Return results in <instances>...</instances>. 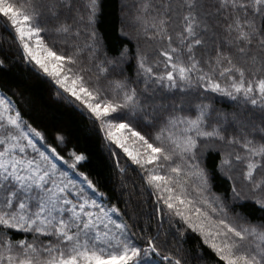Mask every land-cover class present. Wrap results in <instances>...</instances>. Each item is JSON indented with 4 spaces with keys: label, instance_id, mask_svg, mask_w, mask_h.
<instances>
[{
    "label": "snow or ice",
    "instance_id": "1",
    "mask_svg": "<svg viewBox=\"0 0 264 264\" xmlns=\"http://www.w3.org/2000/svg\"><path fill=\"white\" fill-rule=\"evenodd\" d=\"M85 7L87 15H79V20L91 28L98 0H87ZM72 8V0L41 4L0 0V17L6 20L3 27L13 31L24 59L34 62L59 89L83 105L105 132V139L142 170L158 213L178 219L197 233L217 258L216 264H264V220L252 223L235 212L230 216L225 203L210 194L211 173L203 164L204 154L218 148V169L234 181L233 200L251 199L264 209V129L259 139L244 130L228 135L219 121L210 122V105H197L194 115L166 114L154 134L124 122L125 110L140 107L136 88L119 80L109 89L99 80L90 85L83 76L89 69L78 67L79 47L71 55L58 53L41 35L47 31L42 17L47 14L49 21L58 20L63 9ZM175 15L182 21L176 46L168 31ZM209 17L222 30L213 32L217 39L211 51L204 40L212 30ZM135 22L145 35L152 29L149 39L167 41L159 52L164 58L163 73H154L146 56L136 53L145 90L149 83L183 90L195 78L197 84L203 82L205 91L233 100L242 96L253 107L264 109V0H214L211 5L202 0H159L158 4L142 0ZM70 30L66 23L54 28L57 34ZM88 39L92 41L88 48L98 44L94 28ZM128 58L125 47L106 64L119 65ZM97 67L101 73L108 71L106 66ZM221 79L226 86H221ZM43 140L44 135L24 121L15 102L0 95V264H156L153 254L165 264H181L162 254L153 238L143 248L131 243L128 223L117 219L122 217L120 209L101 204L69 179L54 162V158L63 159L56 148L46 153L37 146ZM56 140L62 143L63 137ZM71 156L73 169L85 159L76 153ZM236 179L241 181L240 188ZM84 180L93 193L103 195L86 176Z\"/></svg>",
    "mask_w": 264,
    "mask_h": 264
},
{
    "label": "trees",
    "instance_id": "2",
    "mask_svg": "<svg viewBox=\"0 0 264 264\" xmlns=\"http://www.w3.org/2000/svg\"><path fill=\"white\" fill-rule=\"evenodd\" d=\"M35 2L41 4L48 0ZM141 2L142 0H98L95 24L89 28L79 20V15H87V0H72V10L63 9L58 20L49 21L47 14L42 17L41 23L47 29L44 38L54 40L56 45L67 44L73 52L79 47L84 57L95 54L96 58L101 53L105 62L117 58L127 47L129 58L122 64L100 63V66L108 68L107 73H112L110 78L112 76L114 81H123L128 87L136 88L140 107L134 112L126 111L129 116L134 115L132 119L136 127L144 133L153 134L168 113L175 111L194 115L197 105H210V122L219 121L226 134H239L244 130L259 139L261 129H264V109L253 107L242 96L233 100L210 90L205 91L201 86L203 82L197 84L195 78L193 84L184 85L183 90L168 89L154 83H149L145 90V78L139 74L136 53L139 51L146 56V62L153 67L154 73H163L164 58L159 52L166 48L167 41L159 37L149 39L151 28L148 35L138 30L135 16ZM153 2L158 4L159 0ZM173 2L176 3L177 0ZM202 2L211 5L214 0ZM4 23L6 20L0 17V94L10 97L24 121L44 135L42 144L48 145L49 150L56 148L63 158L61 160L69 165L74 162L72 153L85 157L76 164L75 172L79 175L82 173L80 176H86L93 182L97 191L103 194L101 198L107 206L115 205L120 209L122 217L119 219L128 223L129 236L136 246L146 247L147 240L153 238L162 254L167 253L173 259H179L181 264H216L217 258L203 244L198 234L186 229L178 219L156 211V197L145 183L142 171L113 155L98 122L77 103L58 95L54 83L33 62L24 59L13 31L4 28ZM60 23L68 24L71 30L67 34H57L54 28ZM209 23L212 30L204 35V40L205 48L211 51L214 47L212 41L217 39L213 32L220 33L222 30L215 26L211 17ZM93 28L98 44H93L90 49L86 45L92 44L88 37ZM181 29V17L173 16L168 31L173 36L174 46L178 43L176 33ZM76 32L80 35L76 36ZM57 37H60V42L56 41ZM62 37L67 41L64 42ZM197 55L200 56L201 53L198 52ZM85 59L87 60L86 57ZM102 74L105 76L106 73ZM219 82L222 87L227 84L223 79ZM57 136L63 137L62 143L56 140ZM219 163L218 148L210 149L204 154L203 164L211 173L210 194L219 197L231 214L238 213L252 223L264 220V209L253 200H233L231 189L234 181L219 171ZM234 174L239 175V166L234 169ZM235 183L240 188L241 181L236 179ZM151 259L158 264H165V261L154 254Z\"/></svg>",
    "mask_w": 264,
    "mask_h": 264
},
{
    "label": "rangeland",
    "instance_id": "3",
    "mask_svg": "<svg viewBox=\"0 0 264 264\" xmlns=\"http://www.w3.org/2000/svg\"><path fill=\"white\" fill-rule=\"evenodd\" d=\"M41 35L44 38L45 34L43 33ZM62 38H63V41L64 42L67 41V39L65 37H62ZM44 40H45V43L49 47H53L54 50H56L58 53H64L65 55H71V54H73L76 51V50H74V52H73L72 48L69 45H67V44L59 43V45H56V42H54V40H50L48 38H44ZM56 41H59L60 42V37H57V40ZM57 46H60V47H57ZM94 55L95 54H92L91 56H89L91 59H89V57L87 55H85V57L87 58V60H86L85 57L82 55V52H80L79 53V58H80L81 63L78 65V67H86V68L89 69V71L83 73V76H84V79L86 81H88V83L90 85H96L97 81L99 80V83L105 89H109L115 79L112 76L110 78V74L112 75L111 72H110V74L106 73L105 76L100 72V69H99V67H97V65H101L100 63H106V62L104 60H102L101 53L99 55H96V58H94ZM100 58H101V61H99ZM40 71L42 72V70H40ZM48 78L54 83V81L50 77H48ZM54 85L57 88V91L59 93L58 94L59 96L63 97V99H65V100H69V101H73V102L77 103L81 108H83V110H85L88 114H90L87 111V109L84 108L83 105H81L78 101H75V99L73 97H71L69 94L64 93L63 90L62 89H59L58 86L55 83H54ZM158 108H160V107H158ZM113 115H117V114L114 113ZM123 116H124V122H131L133 124V126H135V127L137 126V125H135V122L132 119L134 115L129 116L128 115V112L125 110V112L123 113ZM102 132H103V135H104V138H105V132L104 131H102ZM105 142H106L108 148L111 150V152L112 153H115L114 156H116L118 160H125L124 162H129L130 164H132L131 161L123 154L122 150H120L119 148H117L115 145L111 144V142L108 141V140H106V139H105ZM37 146L40 147L42 151H45L46 153H50V150L48 148H45V146L42 144L41 141L37 142ZM54 162L57 164V166L62 171H65V172L68 173V178L71 179L72 181H74L77 184L78 187H81L82 186L85 189V191L87 192V194L89 196H92L93 198L97 199L98 202H100L101 204L106 205L104 203V201L102 200L101 196L97 195L96 193H93L91 189H88L87 182L84 180V177L80 176L78 173L75 172V170L73 168L69 167V164L65 163L61 159H55V158H54ZM132 165L135 166L136 168L140 169L137 165H134V164H132ZM229 214H230V216L232 215L231 213H229ZM117 219H119V217H117ZM129 240H130L131 243H133L134 245H136L134 243V241H133V239H132L131 236H129ZM156 264H158V263H156Z\"/></svg>",
    "mask_w": 264,
    "mask_h": 264
}]
</instances>
